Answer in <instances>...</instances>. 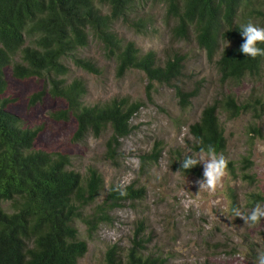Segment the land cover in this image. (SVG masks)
I'll list each match as a JSON object with an SVG mask.
<instances>
[{"label": "trees", "instance_id": "1", "mask_svg": "<svg viewBox=\"0 0 264 264\" xmlns=\"http://www.w3.org/2000/svg\"><path fill=\"white\" fill-rule=\"evenodd\" d=\"M156 8L162 10L161 16L155 13ZM157 17L170 39L164 60L118 32L122 26L136 36H153ZM249 21L264 27V0H0V264H78L88 245L79 239L77 221L94 233L111 220L113 211L128 202L134 206L146 197L143 187L112 185L103 202L94 206L104 189L102 174L92 167L83 177L68 154L37 148L42 128L27 127L9 110L13 100L6 97L8 68L18 80H44V90L29 98L30 105L46 92L66 104L52 117L57 121L74 118L73 141L85 142L110 133L105 158L115 162L122 140L132 134V121L145 102L125 96L85 103L88 86L80 77H72L70 64L89 75H103L98 62L82 53L90 42L100 44L104 57L114 60L117 79L131 71L146 76L147 101L153 100L158 85L170 86L181 111L186 112L200 84L189 90L181 83L188 60L184 46L195 44L205 52L207 60L216 65L221 86L262 78L264 56L252 59L239 51L244 42L240 27ZM259 46L264 48V44ZM221 112L229 121L249 114L250 143L264 140L263 129L256 125L264 120L262 92L254 87L243 102L234 93L220 92L189 126L192 140L188 151H169V167L184 177L202 178V165L183 170L181 161L201 150L207 154L211 146L217 155L227 158L232 180L255 186L252 147L237 161L229 157ZM163 152L162 144L157 143L142 157V164H157ZM231 198L233 206L240 208L233 189ZM257 203L264 205V195L248 192L244 208L251 210ZM145 223L144 219L137 222L126 252L116 246L108 249L106 264L169 263L160 250H151ZM252 252L256 260L264 250L254 252L252 248Z\"/></svg>", "mask_w": 264, "mask_h": 264}, {"label": "rangeland", "instance_id": "2", "mask_svg": "<svg viewBox=\"0 0 264 264\" xmlns=\"http://www.w3.org/2000/svg\"><path fill=\"white\" fill-rule=\"evenodd\" d=\"M156 9L155 13L161 16L162 10ZM156 20L157 33L150 37L136 36L122 26L118 32L135 41L143 51L154 50L164 60L163 51L169 46L170 39L159 17ZM184 50L188 60L181 83L189 90L200 84V91L186 112L181 111L173 87L158 85L153 100L147 101L145 88L148 81L143 73L131 71L124 79H117L114 60H107L102 46L94 41L82 53L98 62L103 69L102 76L89 75L70 64L72 77H80L88 86L87 105L125 96L145 102L132 121V134L122 140L121 153L115 162L105 158L110 133L98 139L90 137L85 142L73 141L74 118L57 121L52 117L53 113L65 108L61 99L46 92L36 104L29 103L33 94L44 90V80H18L10 68L6 70V97L13 100L9 110L27 127L42 128L37 148L68 154L75 170L83 177L92 167L102 174L104 189L94 206L103 202L112 185L133 184L136 189L143 187L146 191L144 200L135 202L134 206L128 202L113 211L111 220L100 225L94 233H90L81 221L76 222L79 239L88 245L86 255L78 264H106V252L112 246L126 252L137 222L142 219L152 239L151 250L158 249L169 257L168 264H254L252 248L254 252L264 250V220L256 225H245L244 220L235 217L231 211L235 208L231 189L236 192L242 211H248L244 208L248 192L264 195V140L250 143L248 126L252 117L249 114L229 121L221 112L220 120L232 160H239L252 147V172L257 177L255 186L232 180L227 175L223 186L217 190L200 191L195 181L203 177H184L172 172L168 159L172 149L188 151V142L192 140L189 126L200 118L204 107L220 92L234 93L243 102L256 87L264 96V74L257 80L245 79L240 85L221 86L216 65L207 60L203 50L195 44L184 46ZM256 125L264 131V120L257 121ZM157 143L164 148L160 161L152 166L142 164V157L151 153Z\"/></svg>", "mask_w": 264, "mask_h": 264}, {"label": "clouds", "instance_id": "3", "mask_svg": "<svg viewBox=\"0 0 264 264\" xmlns=\"http://www.w3.org/2000/svg\"><path fill=\"white\" fill-rule=\"evenodd\" d=\"M240 34L244 42L239 51L247 57L256 59L264 56V48L259 45L264 44V27H260L249 21L240 27ZM230 43V42H229ZM203 165V178L195 181L201 190L215 191L223 186V181L228 175V160L222 154L217 155L211 146L197 154H190L181 161V169L189 170L196 165ZM123 194V193H122ZM235 217L244 220L245 225H255L264 220V205L257 203L255 207L248 211H242L239 207L231 210ZM223 214V213H222ZM254 264H264V253L258 254Z\"/></svg>", "mask_w": 264, "mask_h": 264}]
</instances>
